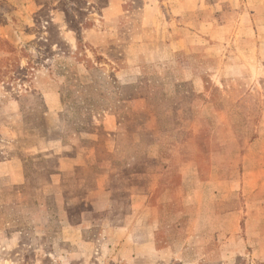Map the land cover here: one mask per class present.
Masks as SVG:
<instances>
[{
  "label": "rangeland",
  "instance_id": "obj_1",
  "mask_svg": "<svg viewBox=\"0 0 264 264\" xmlns=\"http://www.w3.org/2000/svg\"><path fill=\"white\" fill-rule=\"evenodd\" d=\"M12 158L0 264H264V0H0Z\"/></svg>",
  "mask_w": 264,
  "mask_h": 264
},
{
  "label": "crops",
  "instance_id": "obj_2",
  "mask_svg": "<svg viewBox=\"0 0 264 264\" xmlns=\"http://www.w3.org/2000/svg\"><path fill=\"white\" fill-rule=\"evenodd\" d=\"M9 174H18L20 182L23 180V163L20 158L0 161V177L8 176Z\"/></svg>",
  "mask_w": 264,
  "mask_h": 264
}]
</instances>
